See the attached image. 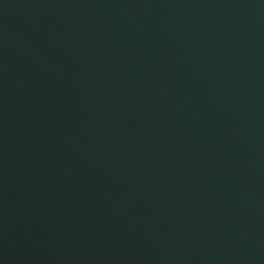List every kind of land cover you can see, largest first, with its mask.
<instances>
[{
	"label": "water",
	"instance_id": "obj_1",
	"mask_svg": "<svg viewBox=\"0 0 264 264\" xmlns=\"http://www.w3.org/2000/svg\"><path fill=\"white\" fill-rule=\"evenodd\" d=\"M0 264H264V0H0Z\"/></svg>",
	"mask_w": 264,
	"mask_h": 264
}]
</instances>
